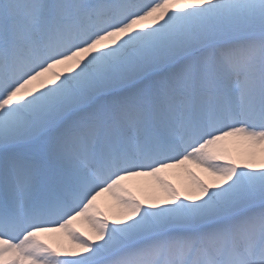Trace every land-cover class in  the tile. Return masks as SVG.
Listing matches in <instances>:
<instances>
[{"label": "snow or ice", "instance_id": "snow-or-ice-1", "mask_svg": "<svg viewBox=\"0 0 264 264\" xmlns=\"http://www.w3.org/2000/svg\"><path fill=\"white\" fill-rule=\"evenodd\" d=\"M0 264H264V0H0Z\"/></svg>", "mask_w": 264, "mask_h": 264}, {"label": "bare ground", "instance_id": "bare-ground-1", "mask_svg": "<svg viewBox=\"0 0 264 264\" xmlns=\"http://www.w3.org/2000/svg\"><path fill=\"white\" fill-rule=\"evenodd\" d=\"M191 171L194 172L201 179H205V180L210 179L206 174L201 172L199 169H196L195 167H191ZM162 176L169 183L173 184L175 187L180 189L181 194L183 195V189L188 184L187 174L183 170L180 169L171 170L167 173L162 174ZM129 187L133 195H135L142 202L146 201V199L152 194V191H155L157 194H159L160 192L158 186H156L151 179H142L140 181L129 182ZM148 188H150L152 191L146 190ZM106 203H107V199L105 198V200H102L100 202V206L103 210L108 212L109 209L106 207ZM80 227L83 230L87 231L85 226H80ZM49 240L50 242L53 243L55 242V238H49ZM65 243L67 242L65 241Z\"/></svg>", "mask_w": 264, "mask_h": 264}]
</instances>
